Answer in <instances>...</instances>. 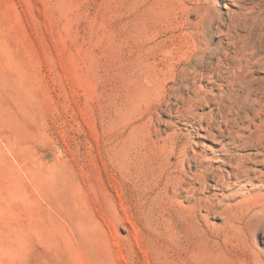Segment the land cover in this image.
<instances>
[{
  "label": "rangeland",
  "instance_id": "obj_1",
  "mask_svg": "<svg viewBox=\"0 0 264 264\" xmlns=\"http://www.w3.org/2000/svg\"><path fill=\"white\" fill-rule=\"evenodd\" d=\"M260 86L264 0H0V264H264Z\"/></svg>",
  "mask_w": 264,
  "mask_h": 264
},
{
  "label": "bare ground",
  "instance_id": "obj_2",
  "mask_svg": "<svg viewBox=\"0 0 264 264\" xmlns=\"http://www.w3.org/2000/svg\"><path fill=\"white\" fill-rule=\"evenodd\" d=\"M249 40H250L249 36H246V37L244 36V38H241L239 41H235L234 42L237 54L239 55V60L241 62H242V60L244 61V63H242L243 65L241 66V64H240V68H238V69L242 70V71L246 70L247 72L252 69V65L251 64H253L252 63V61H253L252 57L249 56V54H250L249 50H250V48H253V46L251 45V47H249V44H248ZM254 62H256L255 64H257V61H254ZM238 63H239V61H238ZM210 64H211L210 62H206V63L202 62V63H200V65H199L200 68L198 67V69H196V70H194L192 72V73L195 74V78L199 79V78H202V77H206L207 74H209V76H208L209 78H213L215 73H219V72L213 71V68H212V66ZM242 71H241V73H242ZM253 79H255V78H253ZM243 84L244 83H242L240 85L243 86ZM233 87H235V86H233ZM256 88L261 89V91H263V93H264V86H260V87H256ZM206 93H207V90L205 88H202V87L195 88L194 91H193V95H191L189 97V99H184L185 97L183 98L184 100L182 99L184 101L182 106H184V109L189 111L191 114H194V109H195L196 106L197 107L200 106V105H209V106H211L212 103H215V99L213 97H210ZM263 98H264V95L261 96L259 100H257V103L259 104L260 108H259V110L257 111L256 114L259 115V117H261L260 118V123L259 124H254V122H253L255 128H252L251 125H250L249 128L245 127L244 130L247 129V131L249 132L245 136H243L242 134L236 135L235 133L237 131H239V130H232L231 128H228L227 134L226 135L224 134L225 135V139L231 140L232 138H236V139H239V138H242V139H244V138H252V141H250L249 145L250 144L254 145L256 147V149L264 148V103H262ZM217 102H218V108H217L218 111H217V113L224 119V122L226 124H228L229 121H230L229 120V116L232 115L233 109L235 107V102L232 100V93H227V92L221 93L220 94V99L217 97ZM211 112H212L211 121L208 122V126L206 127L205 130L207 131L208 134L210 133L212 135H215L214 132H213L214 129L212 128V124L214 123V120H215V117H216V116L214 117L213 114H215L216 112H214L213 109H211ZM251 119H253V118H251ZM250 121H252V120H250ZM256 123H258V122H256ZM224 132H225V130L223 131V133ZM247 143H248V141H246L244 144H247ZM225 145H226V147L229 146V144H227V143ZM229 149L230 148H227L226 151H228Z\"/></svg>",
  "mask_w": 264,
  "mask_h": 264
}]
</instances>
